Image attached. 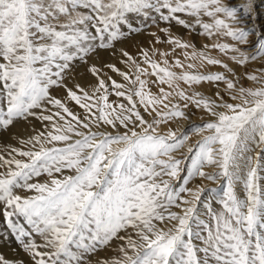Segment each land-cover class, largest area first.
<instances>
[{
  "label": "snow or ice",
  "instance_id": "6c2138e0",
  "mask_svg": "<svg viewBox=\"0 0 264 264\" xmlns=\"http://www.w3.org/2000/svg\"><path fill=\"white\" fill-rule=\"evenodd\" d=\"M259 4L0 0V264H264Z\"/></svg>",
  "mask_w": 264,
  "mask_h": 264
},
{
  "label": "rangeland",
  "instance_id": "374dc122",
  "mask_svg": "<svg viewBox=\"0 0 264 264\" xmlns=\"http://www.w3.org/2000/svg\"><path fill=\"white\" fill-rule=\"evenodd\" d=\"M259 7L261 11L264 12V0H260ZM5 139H7V137H5ZM5 248H8L9 252L12 254L11 256L6 253ZM18 251L19 250H18V247L15 241H8L7 243L0 242V252H3L7 256H10V257L15 256L18 254ZM19 254L23 255V253H19Z\"/></svg>",
  "mask_w": 264,
  "mask_h": 264
},
{
  "label": "bare ground",
  "instance_id": "6f19581e",
  "mask_svg": "<svg viewBox=\"0 0 264 264\" xmlns=\"http://www.w3.org/2000/svg\"><path fill=\"white\" fill-rule=\"evenodd\" d=\"M147 38L146 37H136V38H134V41H129V42H126V46L127 47H129L130 48V50H134L135 49V41H141V42H143V41H145ZM5 251H6V253L8 254V255H12L10 252H9V250H8V248H5ZM4 252V251H3Z\"/></svg>",
  "mask_w": 264,
  "mask_h": 264
}]
</instances>
